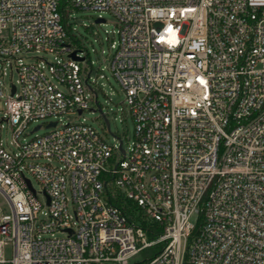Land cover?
Returning a JSON list of instances; mask_svg holds the SVG:
<instances>
[{
	"label": "built area",
	"instance_id": "obj_1",
	"mask_svg": "<svg viewBox=\"0 0 264 264\" xmlns=\"http://www.w3.org/2000/svg\"><path fill=\"white\" fill-rule=\"evenodd\" d=\"M61 1L0 0V78L5 64L19 75L0 79V264H130L153 245L143 264H264V0H72L68 18L119 22L108 67L134 122L127 148L83 116L107 75L71 44ZM42 51L66 57L18 56ZM40 120L32 131L50 130L27 137Z\"/></svg>",
	"mask_w": 264,
	"mask_h": 264
},
{
	"label": "rangeland",
	"instance_id": "obj_2",
	"mask_svg": "<svg viewBox=\"0 0 264 264\" xmlns=\"http://www.w3.org/2000/svg\"><path fill=\"white\" fill-rule=\"evenodd\" d=\"M99 12L94 10H85V9H74L72 16L69 18L70 22H73L77 29L78 37L83 42V45L88 48L90 51V58L93 61L92 76L97 77L100 71L104 72L107 75V78H98L94 89L97 91L98 103L103 107L104 113H106L107 118L110 121V130L105 128L104 119L98 109L97 102H93L91 109L84 111L83 116L86 117V120L91 123L108 141L114 142V134L120 135L124 140V147L127 148L128 145L133 140L134 136V122L130 115V112L127 108V105L124 103L125 94L112 75L111 69L108 67L109 59L114 51L111 47L112 37L114 40L118 39L117 29L119 28V22L115 16L109 12H103L102 16L106 18L105 22H96ZM113 30L115 33H113ZM109 37V39H108ZM18 56L22 57L24 62H30L37 60L38 57L46 59L48 62H56L60 58H65L66 55H57L52 52H27L21 53ZM5 66V75H2L0 78L10 89L12 83L19 86L18 79L19 75L14 68L13 70L9 65ZM55 83H57L55 81ZM59 88L64 89V87L58 84ZM11 99V98H10ZM10 99H7V96L0 98V120L5 116V112L8 110V104ZM83 116L71 115L72 118H82ZM69 120L67 117H64V121ZM43 121L33 122L29 125L26 130L27 137H33L37 134H43L46 131L50 130L46 127H42L37 131H32L37 124H41ZM4 127L2 129V142L5 148L9 150H14V145L12 144V129L11 126L7 123L6 120H3ZM46 124V122L44 123ZM54 164H58L56 161ZM33 185L36 190L40 191L41 186L37 180L32 178ZM0 206L4 209L6 213H10L8 203L5 198L0 194ZM57 237H64L65 233L57 231L55 232ZM46 237H50V234H45ZM13 255L12 244L7 245L6 247V257L11 258ZM142 261V258L139 256L133 258L130 264L134 262ZM108 264H116L109 262Z\"/></svg>",
	"mask_w": 264,
	"mask_h": 264
},
{
	"label": "trees",
	"instance_id": "obj_3",
	"mask_svg": "<svg viewBox=\"0 0 264 264\" xmlns=\"http://www.w3.org/2000/svg\"><path fill=\"white\" fill-rule=\"evenodd\" d=\"M73 9V4H72V0H62L60 3V11L62 13L63 16V20L67 25V30H68V34L70 37V41L71 44L74 47H83V42L81 41V39L78 37V33H77V29L75 27V25L73 24V22H67L69 20L68 18V10H72ZM120 205H125L124 207L126 208V210L128 211L129 214H133L132 212L134 211V207L132 206H128L125 203H120ZM138 219H141L146 227V229L148 230V235L149 237L152 239L154 237H156V235L162 230V226L157 223V222H149L146 223V221L143 220V218L140 216L138 217ZM161 249V245H153L150 247H147L145 249H143L140 252V257L142 258V261H138V262H134L133 264H143L147 259L153 257L154 255H156ZM138 255V256H139ZM185 264H187V260L185 262Z\"/></svg>",
	"mask_w": 264,
	"mask_h": 264
},
{
	"label": "water",
	"instance_id": "obj_4",
	"mask_svg": "<svg viewBox=\"0 0 264 264\" xmlns=\"http://www.w3.org/2000/svg\"><path fill=\"white\" fill-rule=\"evenodd\" d=\"M104 21H105L104 18H101V17L96 18V22H98V23H100V22H104ZM70 56H71L72 58H75V59H80V60H83V59H84V57H80V56L77 55V50H76V49L73 50V51L70 53ZM13 91H14V87H13ZM97 105H98V109H99V111H100V113H101V115H102V117H103V119H104V122H105V124H106L108 130H110V121H109V119L107 118L106 114H105L104 111H103V108L100 106V104H99L98 102H97ZM79 112H81V111H79ZM50 124H51V125H55V124H56V121H53V122H51ZM38 127H39V126H37V128H38ZM121 149H123L122 146H121ZM48 202H49V198H48Z\"/></svg>",
	"mask_w": 264,
	"mask_h": 264
}]
</instances>
